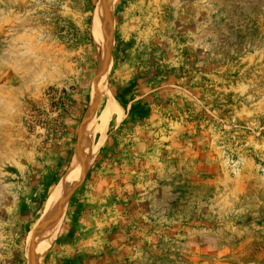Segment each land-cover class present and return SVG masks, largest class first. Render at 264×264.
<instances>
[{
    "label": "rangeland",
    "instance_id": "374dc122",
    "mask_svg": "<svg viewBox=\"0 0 264 264\" xmlns=\"http://www.w3.org/2000/svg\"><path fill=\"white\" fill-rule=\"evenodd\" d=\"M99 2L0 0V264H31L104 60L40 264H264V0H117L107 52Z\"/></svg>",
    "mask_w": 264,
    "mask_h": 264
},
{
    "label": "bare ground",
    "instance_id": "6f19581e",
    "mask_svg": "<svg viewBox=\"0 0 264 264\" xmlns=\"http://www.w3.org/2000/svg\"><path fill=\"white\" fill-rule=\"evenodd\" d=\"M116 1L117 0H100L96 9L93 31L96 35L97 40H99V42L103 44V47H107L105 49V52H107L112 44L110 27ZM105 61L106 60H104V65L94 87L93 103L91 108L88 110L85 122L83 124L84 129L81 133L76 156L72 161L68 173L60 181L56 189L55 200L50 208L48 215L45 219L35 223L31 229V264H40L41 259L44 257L46 251L48 250V248H50L52 242H54L63 219L65 198L70 190H72V188L76 186L83 178L85 172L92 164L94 158L98 153L99 147L103 142L102 137L99 145H94L93 140H91L89 137V130L92 129L93 131L95 127L94 121L96 120V106L99 97L102 94H106L109 96L110 93V90L107 87V82L105 80L107 75L105 71L109 70V66ZM114 100L110 97V100L105 106L106 108L104 110V114L101 117V125L98 126L103 135L105 134V129L110 119H112L116 115L121 118V109ZM86 128L89 130L87 131Z\"/></svg>",
    "mask_w": 264,
    "mask_h": 264
},
{
    "label": "water",
    "instance_id": "95a60500",
    "mask_svg": "<svg viewBox=\"0 0 264 264\" xmlns=\"http://www.w3.org/2000/svg\"><path fill=\"white\" fill-rule=\"evenodd\" d=\"M27 264H28V262H27Z\"/></svg>",
    "mask_w": 264,
    "mask_h": 264
},
{
    "label": "trees",
    "instance_id": "16d2710c",
    "mask_svg": "<svg viewBox=\"0 0 264 264\" xmlns=\"http://www.w3.org/2000/svg\"><path fill=\"white\" fill-rule=\"evenodd\" d=\"M79 189V188H78Z\"/></svg>",
    "mask_w": 264,
    "mask_h": 264
}]
</instances>
